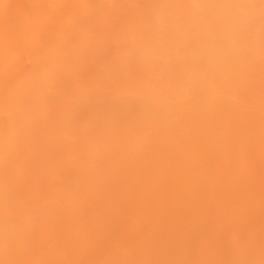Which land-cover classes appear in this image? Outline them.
I'll return each mask as SVG.
<instances>
[{
  "label": "bare ground",
  "instance_id": "bare-ground-1",
  "mask_svg": "<svg viewBox=\"0 0 264 264\" xmlns=\"http://www.w3.org/2000/svg\"><path fill=\"white\" fill-rule=\"evenodd\" d=\"M0 264H264V0H0Z\"/></svg>",
  "mask_w": 264,
  "mask_h": 264
}]
</instances>
